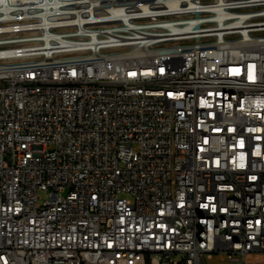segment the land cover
Returning <instances> with one entry per match:
<instances>
[{"label": "built area", "instance_id": "built-area-1", "mask_svg": "<svg viewBox=\"0 0 264 264\" xmlns=\"http://www.w3.org/2000/svg\"><path fill=\"white\" fill-rule=\"evenodd\" d=\"M213 254L264 264V0H0V264Z\"/></svg>", "mask_w": 264, "mask_h": 264}, {"label": "rangeland", "instance_id": "rangeland-1", "mask_svg": "<svg viewBox=\"0 0 264 264\" xmlns=\"http://www.w3.org/2000/svg\"><path fill=\"white\" fill-rule=\"evenodd\" d=\"M66 193H63V195H65ZM39 195L41 196L42 200H45L46 194L43 192H39ZM226 262H228V258L225 255H217V254H213L212 258H210L208 260V263H216V264H225Z\"/></svg>", "mask_w": 264, "mask_h": 264}]
</instances>
